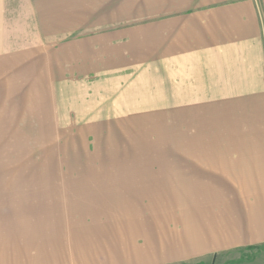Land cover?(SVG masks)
Masks as SVG:
<instances>
[{"label": "rangeland", "instance_id": "1", "mask_svg": "<svg viewBox=\"0 0 264 264\" xmlns=\"http://www.w3.org/2000/svg\"><path fill=\"white\" fill-rule=\"evenodd\" d=\"M240 172L264 178V0H0L2 256L28 212L74 264L132 222L153 253L116 264H264L246 231L210 244Z\"/></svg>", "mask_w": 264, "mask_h": 264}, {"label": "crops", "instance_id": "2", "mask_svg": "<svg viewBox=\"0 0 264 264\" xmlns=\"http://www.w3.org/2000/svg\"><path fill=\"white\" fill-rule=\"evenodd\" d=\"M256 175L261 176L259 175V172H257ZM256 175L253 176V178L251 177V175H249V181H245L248 184H243V182H241L242 178H245L246 176L243 172H240L239 174L234 175L236 178V179H233L234 184H236L240 190L238 194L236 193L235 194L239 195L238 198L239 200H241L242 203H241V206L239 205L238 210L233 211L234 224L232 228H230L229 224H227L228 219L226 217H224L226 219V223L224 222H222L224 224L219 223V227L221 226V229L210 230L212 228H208L210 230V235H209L210 238L217 240L215 241L217 243V246H214V247H219L221 245L224 246V245L229 244V243H226V240H225L226 237H223V235L220 237L217 236L218 235L217 232L221 231L224 233L226 231V230L224 231L223 229H229L227 230V232H230L231 229L232 230L234 229L235 231H237L233 233L231 232V234L228 233V237L231 235V239L233 240L232 243H235V241L239 239L238 234L242 231H246L247 234L249 233L250 239L251 238L256 239V240L258 239V240H261V242L264 241V178L255 179ZM238 179H240V181ZM14 204H15V201H14ZM235 205L238 206L236 197H235ZM186 211H187L186 209H183L184 213L181 214L183 218V222L185 220V223L183 224V226L186 228V231H183V232H187L190 229L188 225L190 218H188L189 215L186 214ZM13 212L14 213L12 215L15 216L14 215L15 211L13 210ZM27 214L28 212L24 214L22 213L16 214L15 222L12 220L13 225H12V228L9 229L10 234H8L7 240L11 239L14 242L15 240H21V245L17 246L16 243H13V246L10 247L2 243L6 249L11 250L13 253L10 254L9 251L5 249L6 256L8 258L0 254V264H36L34 261L36 256L34 253V245L32 244L34 243L33 239L39 238V236H42V232H39V230L42 228V226H45L48 223L44 220H39V221H36L34 224H32L26 218ZM206 216L211 217L210 214L209 215L206 214ZM217 216L221 219V216L219 215ZM94 224H97V223H94ZM47 231L48 230H43L42 239L39 238L40 239L39 242H36L40 245L41 243H46V244H43V248H45L46 251L50 249L51 252L53 253V255L47 257L46 264H59L58 262L59 259L62 264H74L71 262L70 259L66 257L68 256L67 254L64 255L63 252H60L64 248V245L63 243H60L57 238H56L55 244L53 242L48 244L47 241H45L47 239V236H46ZM234 233H237V236ZM244 238L246 239V236H244ZM85 239L87 243L89 241L100 242L103 240L101 237H97L96 241L91 240L89 237H85ZM99 239H102V240L99 241ZM74 243H77V242H74ZM77 246H78V243H77ZM10 256L12 257L10 258ZM8 260H11V261L6 263V261ZM38 264H41L39 260H38Z\"/></svg>", "mask_w": 264, "mask_h": 264}, {"label": "bare ground", "instance_id": "3", "mask_svg": "<svg viewBox=\"0 0 264 264\" xmlns=\"http://www.w3.org/2000/svg\"><path fill=\"white\" fill-rule=\"evenodd\" d=\"M129 227L130 228L132 227V228L131 229L128 228V234L123 233L122 231H120V234L117 231H113L111 234L112 236L111 240L110 239L102 240L104 241V243L98 246H96L95 242L89 241L87 243L86 239L84 238L80 243H78V249H77L78 251L77 256H80L79 257L80 263L81 264H87V263L92 264V260L95 257V255H96V258L97 257L100 258L99 254L104 255L103 260H101L103 261V264H116L118 260H121L124 262H128L131 260V261L140 263V260H141L140 258L142 257L143 254L147 255V254L153 253L154 243H137L138 239L142 240L140 238L139 231H138L139 224H137L136 222H132L129 224ZM198 231H199L198 235L200 236L195 235L194 233H197V232L194 231L192 235L188 236L187 243H182V246L185 249L194 250L199 247L202 248L204 245H207L208 242H205L203 240L202 233L204 231H201V228ZM134 232H137L136 236H131ZM118 234H119V237H118ZM122 236H125V237H122ZM124 239H130L131 243H118V241L124 240ZM108 241L112 243H108ZM215 241L217 240H213L212 243L210 244L212 245L216 243ZM15 242L20 243L21 240H15ZM75 242H77V240H75ZM90 243H95V244H92L90 246ZM32 244L34 245V253L36 256L34 260L35 263L38 264V260H39L41 264H46L47 263L46 258H44L41 255V251L44 250L45 253L53 255L51 250L49 249L48 251H46L45 248L42 249L36 243H35L36 245L34 243ZM58 262L59 264H62L60 259L58 260Z\"/></svg>", "mask_w": 264, "mask_h": 264}]
</instances>
